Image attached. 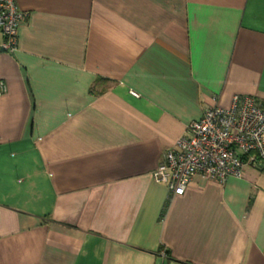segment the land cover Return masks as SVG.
I'll use <instances>...</instances> for the list:
<instances>
[{
  "label": "crops",
  "instance_id": "crops-1",
  "mask_svg": "<svg viewBox=\"0 0 264 264\" xmlns=\"http://www.w3.org/2000/svg\"><path fill=\"white\" fill-rule=\"evenodd\" d=\"M0 52V264H264V164L171 194L211 107L264 104V0H16Z\"/></svg>",
  "mask_w": 264,
  "mask_h": 264
},
{
  "label": "built area",
  "instance_id": "built-area-1",
  "mask_svg": "<svg viewBox=\"0 0 264 264\" xmlns=\"http://www.w3.org/2000/svg\"><path fill=\"white\" fill-rule=\"evenodd\" d=\"M26 12L16 0H0V52L14 53ZM4 88L3 83L0 84ZM264 164V104L250 95H235L228 107H211L192 121L185 134L160 157L156 182L171 194H183L196 177L219 183L241 179L249 167Z\"/></svg>",
  "mask_w": 264,
  "mask_h": 264
}]
</instances>
